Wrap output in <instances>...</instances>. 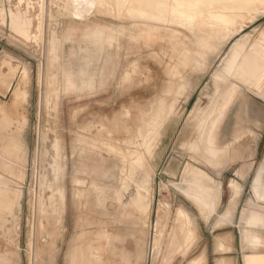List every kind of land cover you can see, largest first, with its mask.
I'll list each match as a JSON object with an SVG mask.
<instances>
[{
    "label": "rangeland",
    "instance_id": "374dc122",
    "mask_svg": "<svg viewBox=\"0 0 264 264\" xmlns=\"http://www.w3.org/2000/svg\"><path fill=\"white\" fill-rule=\"evenodd\" d=\"M52 2H55V5H52ZM56 2L64 4L63 0H0V113L6 108L10 114V117L3 122L5 125L2 131L4 137H10L12 140L15 136L13 140L24 144L27 154L26 169L16 165L18 171L10 173L0 167V264H43L44 262L51 264L53 260L55 264H70L66 257L70 246L79 238L75 237L76 232H80L81 229L77 230V226L83 227V223L86 224L88 221L90 223L87 226L84 224V228L87 227L90 233L84 235L82 239H92L94 243L97 241L95 244L102 246L106 253L105 257L111 260L107 264H137L139 259L141 260L138 264H189L200 256L203 257L205 264H245L246 255L264 254V245L255 247L245 238L246 232L251 231L260 236L264 244V225L250 227L243 221L244 211L245 213L253 211L264 217V202L252 191L256 174L251 173V160L257 154L259 157L264 154V101L250 95L247 98L246 108L241 107L239 101L226 113L221 127V144L231 138L240 121L253 131V134L241 139L238 145L239 158L235 162L222 167L221 170H214L200 162L196 158L198 156L186 147L187 143L199 138L196 117L207 110L215 91L214 75L225 65L231 44L224 48L219 56L211 57L210 61H214L209 70L207 67L192 68V61L185 59L187 50L183 45L181 46L182 38L187 41L190 39L183 30L179 29L176 32L174 29L166 28V23L154 30L139 27L136 34L117 31L114 35L118 38L114 37L113 43L107 41L108 33L111 32L106 29L103 34L105 43H100L101 48L100 44L95 46L94 30L106 26L124 27L127 22L117 19L113 14L107 12L106 14L104 10H95L84 20H74L68 13L59 12ZM204 3L200 1V5ZM27 11L31 14L27 15ZM263 30L264 14L250 23L235 39L246 34H251L255 39ZM52 34L60 39L56 41V45H58L57 50L59 49L58 60L61 58L62 61L61 59L56 61L55 85L49 88L46 69ZM90 39L94 40L93 43ZM161 48L164 50H160ZM140 59L148 60L153 68L152 73L146 77L145 74L139 73L142 70L140 65L133 64ZM174 67L179 68L187 86L175 88V81L173 84L169 77L174 75L171 72ZM70 77L71 84L66 82ZM87 83L88 85L85 86ZM238 85L240 89L246 88L241 83ZM15 90L17 96L13 92ZM162 97L169 99V102L175 100L176 102L172 114L162 122L161 137L164 136V139L161 149H154L155 154L158 155L150 166L151 216L147 221H141L144 225L134 219L121 220L115 213L116 210L111 207L116 206V191L124 195L127 204L131 197L135 198V184L130 183L129 190L122 189L123 164L118 158L120 156L109 154L107 144L114 143L121 154L139 150L140 148L134 144L138 141L136 126L141 123L135 124L136 116L140 117L142 122L148 120L151 126L160 123L154 111L159 108ZM145 104L149 106L138 109L139 105ZM93 107L98 109L94 111ZM3 108L4 110H1ZM150 111L154 116L150 115ZM145 114L148 117H144ZM1 116L0 114V122ZM127 121L129 124H126ZM12 131L14 135L11 134ZM111 133L116 134L115 139L111 137ZM0 159L4 162L6 160L5 163L11 162L8 157L0 156ZM191 167L203 171L209 178L210 186L219 189L221 200L216 213L202 216L198 207L182 193L183 188H187L185 181ZM238 172L245 173V179H242ZM232 179L236 180L234 183L236 186L243 187L239 198L235 197L234 192L232 198L229 185ZM77 180H81L82 183H78ZM50 182L52 187L49 186ZM93 182L107 186L105 194L100 199L94 192ZM61 190H65L64 193ZM11 194L15 196L12 195V198ZM19 194L22 195L20 199ZM230 200L237 203L234 204V213L231 221L222 222L221 216L225 213ZM180 209H185L189 214L188 218L193 222L195 239L192 242H186L185 231L179 229L181 221H184L183 217L181 221L179 220ZM106 210H109V214L100 213ZM80 211L84 213L83 220L87 219V222L79 219ZM161 214L166 215L160 217ZM95 217L98 218L99 224L93 222ZM130 227H134L132 229L134 231H131ZM98 229H107L108 234L103 233L101 237ZM128 231H131V234ZM31 233L33 238L30 236ZM34 242L40 244L35 245ZM123 247L127 248L124 254L121 250ZM49 254L54 257H50ZM125 254H128L127 257L124 256ZM124 259L127 262H124Z\"/></svg>",
    "mask_w": 264,
    "mask_h": 264
},
{
    "label": "bare ground",
    "instance_id": "6f19581e",
    "mask_svg": "<svg viewBox=\"0 0 264 264\" xmlns=\"http://www.w3.org/2000/svg\"><path fill=\"white\" fill-rule=\"evenodd\" d=\"M56 1H58V0H56ZM200 1H204L205 3L203 5H200ZM62 3H64V4L61 5L60 2H56L57 8L60 9L59 12L64 11V13H68V15H70L74 20H84V19H86L87 16L91 15L95 10L96 11H103L104 10L105 13L107 12V13L113 14L117 17V19L118 18L123 19L127 22V25H125L124 27L120 26V27L113 28L111 26L112 28H110L109 26H106L102 29L94 30L93 38L95 39V43H96L95 46L100 44V43L101 44L105 43L104 42L105 38H103V36H104L103 34H104L106 29L108 30V32H111V33H108L109 36H108L107 41H109L110 43H113V40L115 37L114 34L117 31L124 32L125 34L128 32L136 34V33H138L139 27L140 28L145 27V28H148L150 30H154L156 28H161L162 27L161 25H164L166 23L167 24L166 28L174 29L176 32H178L179 29L183 30L184 33H186L187 37L190 39L189 41H187L184 38H182L181 46L183 45V47H185V49L187 50V54H186L187 57H185V59L188 58L189 61H192V63H191L192 68H194V67L203 68L204 67L203 69H205V67H207L209 70L210 68H212V64L214 61V60L210 61L211 57H213V55H215V57L219 56L224 51V48H226L229 44H231L229 51L227 53L226 59H225V65L222 68H220L219 71L214 75L215 91H214V94L210 100V103L207 106V110L196 117V120L198 121L197 130L199 132V138L197 140H195L194 142L191 141V142L187 143L186 147L192 153H194L196 156H198L196 158L200 162L204 163L209 168H213L214 170H221L222 167L227 166L232 162H235L239 158L238 151H239L240 146L238 147V145H239L241 139H243L247 135L253 134L252 129L245 124H241L240 123L241 121H240L237 124V127L235 128V130L233 131L231 138L228 141H225V142L223 141V144H221V142H220L221 127H222V123L225 119L226 113L237 102L241 101V107L246 108L248 105L247 98L250 95H253V96L257 97L258 99L264 101V30L261 33L259 32V35L257 37H255V39L252 37L251 34H246L239 39H235V38L242 31H244L245 28H247L250 23H253L254 21H256L259 18L260 15L264 14V0H99V1H97V0H63ZM52 5H55V2L54 3L52 2ZM26 14L27 15L31 14V12L27 11ZM60 14H59V16H60ZM20 17H24V16L20 15ZM67 18H70V17H67ZM59 19L57 18V20H59ZM55 20H56V18H55ZM52 31H55V30L52 29ZM50 34H51V32H50ZM52 35H53V37H51V40L49 39L50 40V48H49V54H48V58H47L48 61H47V69H46L47 86L49 88L51 86L53 87V85H55V79L57 77V74H55L56 73L55 68H56V64H57L56 61L58 60V50H59V49L57 50L58 45H56V41L58 40L57 39L58 37L57 38L55 37L58 34H56V35L52 34ZM118 35H120V34H118ZM88 36L90 37L91 35L89 34ZM63 37H64V35H63ZM65 38H66V36H65ZM117 38H118V36H117ZM61 39H64V38H61ZM58 41H60V39ZM93 41H92V43H93ZM92 43H91V45H92ZM59 44H62V43H59ZM101 44H100V47L102 48ZM60 46H62V45H60ZM100 47H99V49H101ZM160 50L163 51L164 49L161 48ZM61 51H63V50H61ZM103 53H104V51H103ZM136 59H138V57H136ZM61 61H62V59H61ZM148 62H149L148 60L140 59L139 61H135V63H133V64H139L140 65V69H142V70L139 73L141 75L145 74V77H146V75L152 73V70H153V68L151 67V65ZM187 63H188V61H187ZM171 72L174 75L169 76V77H170L172 83L175 81V88H178L180 86H187V82H185L184 76L179 72V68L174 67ZM60 74L62 76V73H60ZM71 75H73V74H70V76ZM12 76H10V78H12ZM10 78H9V80H10ZM143 81H145V79ZM10 82H11V80H10ZM66 82L71 84V82H72L71 77ZM238 83L243 84L247 89L246 88L240 89L241 87L238 85ZM7 85H9V84H7ZM86 85H88V83L85 84V86ZM91 85H92V82H91ZM66 87H67V85H66ZM60 90H61V88H60ZM68 90H70V89H68ZM135 90H136V88H135ZM16 91L17 90H15L13 92L17 96ZM146 92H147V90H146ZM54 94H56V93H54ZM58 94H60V93H58ZM147 94H148V92H147ZM18 96H19V94H18ZM53 97H51V98H53ZM53 100H55V99H53ZM59 101H61V100H59ZM175 102H176V100H175ZM175 102H169V99H167L166 97L160 98V106L158 109H156L154 111V114L157 116V118L159 119V122H160L156 125L151 126L150 122L148 120L143 119V118L142 119L145 121L142 122L140 117L137 118V116H136L135 124H137L138 122H141V123L137 124V126H136L138 141L134 142V144L136 145L137 148L139 147L141 150L139 149V150H136L133 152H129L128 154H124V153L121 154L120 149L113 145L114 143L113 144H111V143L107 144V146H108L107 151L109 152V154L114 155V156L115 155L120 156V157H118V156L117 157L120 159L121 163L123 164V169H122L123 176L121 177L122 185H123L122 189L129 190L130 183L135 184V189H134L135 190V198L131 197V200L127 204H125L124 195H122V193L120 191H118V190L116 191L117 192L115 195V196H117L116 197V206H111V207L116 210L115 213H117L120 216L121 220L129 218L130 220L134 219L135 221L137 220L140 222L142 220H144V222H145L151 216L152 199H151V193H150L151 190L149 191V187H150L149 185H150V182L152 179L151 178L152 175H151L150 166H151L152 160H154L156 155H158V154H155L154 149H157V150L161 149V144H162L163 139H164L163 138L164 136L161 137L162 131H161L160 127L163 125L162 122L164 120H166L172 114V112L174 110L173 107L175 106ZM4 104H5V102H4ZM14 105H15V103H14ZM16 105H17V103H16ZM121 106H122V104H121ZM146 106H149V105H147V104H145L144 106L139 105L138 109H141V108L146 107ZM94 107H96V106H94ZM94 107L92 109L94 111H96L98 108L94 109ZM138 109H137V111H138ZM1 110H4V108ZM100 110H101V108H100ZM0 114L2 115L1 116L2 117L1 122H0V156L8 157V159H10V161H11L10 163L9 162L5 163L6 160L4 162L3 159H2L3 161L0 159V167L3 171H5V172L7 171L10 173H14L15 171H18L16 169L17 166L18 167H24L26 169V165H27L26 164L27 163L26 146L24 144L20 143V141L18 142L16 140H13V139H15L14 138L15 136L12 137V140L10 139V137H4L5 135H3L2 127L5 124H3V122L7 120V117H10V114L6 110V108ZM154 114L152 111H150L151 116H154ZM76 115H78V114H76ZM144 117H148L147 114H145ZM119 118L121 119V117H119ZM123 122H125V121H123ZM117 123H118V121H117ZM104 124H106V123H104ZM126 124H129V122L127 121ZM117 127H115V128H117ZM99 128H101V127H99ZM122 128H124V127H122ZM4 129L6 130V128H4ZM119 129H121V127ZM126 129L128 130V128H126ZM114 130H116V129H114ZM102 132H103V130H102ZM119 132H120V130H119ZM119 132H117V133H119ZM121 132H122V130H121ZM13 133L14 132L12 131L11 134L14 135ZM6 134H7V131H6ZM100 134H103V133H100ZM111 135H112L111 137L114 138V136L116 134L113 135L111 133ZM9 136H10V134H9ZM18 137L19 136H17V138ZM94 139H96V138H94ZM59 141H62V140H59ZM59 141H58V143H59ZM63 142H64V140H63ZM63 142H61V144ZM63 145L65 147V144H63ZM126 148H127V146H126ZM80 149H82V147ZM183 149H185V148H183ZM82 153H79V154H82ZM59 154H60V152H59ZM70 158H72V157H70ZM120 166H121V164H120ZM127 166H129V168H127ZM58 172H59V170H58ZM55 173H57V172H55ZM244 174L245 173H243V172H238V175L241 176L242 179H245ZM42 175H41V178L43 179ZM262 175H263V165H262V167L259 168L257 174L255 175L253 185H252V191H253L254 195L259 200H262L264 202V184H263ZM57 176H55L56 181H57ZM35 177H36V175H35ZM82 178H84V177H82ZM58 179H59V177H58ZM77 181L80 184L82 183L81 180H77ZM235 182H236V180L232 179L229 183L230 189L232 192V198H233V192L235 193V197L239 198L241 196V192H242L243 187L242 186L241 187L236 186L234 184ZM54 183L55 182L53 181V184ZM59 183H61V182H59ZM4 184H5V182H4ZM50 184L51 185H49V186L52 187L53 186L52 182H50ZM132 186H134V185H132ZM185 186L187 188L184 187L182 193H184V195L186 196V199L192 201L198 207V209L200 211L199 213H201L202 216L203 215L206 216V214H209V215L214 214L217 212V210H218L217 207H218L220 200H221V196H220L219 191H218L219 189L217 190V188H213L210 186L209 178L206 177V175L203 173V171H201L198 168L191 167L188 170V178L185 181ZM61 187H58V189ZM64 187H63V189H64ZM92 187L94 189V192L96 194H98V195H96L98 199H100V197L103 194H105V192L107 190V186H105V185L100 186L96 182L95 183L93 182ZM255 188H257L256 194L254 192ZM151 189H153V188L151 187ZM43 190H44V187H43ZM43 190H42V192H43ZM46 190H47V188H46ZM64 191L61 190L62 193H64ZM42 192H41V194H42ZM7 194L8 193H6V195ZM21 194H19V199L22 196ZM34 194L35 193H33V196H34ZM12 195H14V194H11V197H12ZM42 197H43V195H42ZM87 197L89 198V196H87ZM232 198H231V200H232ZM8 199H10V198H8ZM40 200H41V198H40ZM231 200L226 207L225 213L221 216L222 222L223 221H225V222L231 221L232 215H233L234 210H235L234 204H237V203H233V201H231ZM14 202H16V201H14ZM19 202L20 201H18V203ZM59 202H61V201H59ZM6 205H8V204H6ZM17 205L18 204H15V206H17ZM86 208H87V206H86ZM19 211H20V209H19ZM1 212L3 213V211H1ZM161 212H159V214ZM164 212L166 213V211H164ZM100 213L101 214H109V210H106L105 212H100ZM166 214H164V215H166ZM164 215L161 214L160 217H162ZM209 215H207V216H209ZM78 216H79V219L81 221L83 219H85L83 212L79 213ZM178 216L180 217V219L178 218L180 221H181L182 217L184 220V221H181L182 222L180 224L181 228H179V229H183V231H185L184 233L186 234V236L183 233H182V235L185 236L186 242H192L195 239V233H194L193 222L190 218H188L189 217L188 212L185 209H180ZM2 218H3V216H2ZM184 218H186V219H184ZM243 218H244L243 221H245L246 224L250 225L251 227L252 226L258 227V226L264 225L263 215L255 213L253 211H247L246 213L244 211ZM129 219H126V220H129ZM86 220H83V221L87 222ZM93 220H94L93 221L94 223L99 224L98 218L95 217ZM7 222H8V220H7ZM108 222L109 221H107V223ZM88 223H90V222L88 221L86 224L83 223V227L77 226V230L79 228H81V229H80V232L79 231L76 232L75 235H77V236H75V237H79V238H77L75 243L73 242L74 244L72 243L73 245L70 246L69 252H68L69 254L66 257L67 258L66 260L70 261V264H107V262H110L111 260H109L110 258L107 259V257H105L106 253H104L103 247L96 245L95 243L97 241L94 243V241L92 239H88V240H85V238H84V240L82 239L84 235H87L90 233V231H88V228L86 227L88 225ZM126 223H128V222H126ZM131 223L133 224V222H131ZM84 224L86 225L85 226L86 228H84ZM91 224H92V222H91ZM112 224H113V222H112ZM123 224H124V222H123ZM92 225H93L92 227H94V224H92ZM109 225L111 226V224H109ZM128 225H129V223H128ZM145 225H146V223H145ZM90 226H88V227H90ZM97 227H98V225H96V228ZM110 228H112V227H110ZM127 228H129V227H127ZM130 228H131V231H134V230H132L134 227H130ZM138 228H140V227H138ZM138 228H136V229H138ZM64 229H63V231H64ZM74 229H76V228H74ZM97 231L101 232L100 233L101 237H102L103 233L108 234L107 229L106 230H104V229L99 230L98 229ZM131 231L130 232L128 231V232L131 234ZM180 231H179V233H180ZM91 233H94V232H91ZM32 234L33 233H31V235H30L31 237H32ZM95 234H96V232H95ZM173 235H174V233H173ZM180 235H181V233L179 234V236ZM246 235L247 236H245V238L248 239L249 241H251V244L253 246L258 247V246L264 245L261 237L258 236L257 234H253L251 231H247ZM91 236H92V234H91ZM126 236L127 235H125V237ZM129 236H131V235H129ZM131 237H133V236H131ZM177 237H178V235H177ZM137 239H138V237L136 238V241H137ZM158 239H157V241H158ZM43 240H45V239H43ZM120 242H121V240H120ZM138 242L136 244H138ZM32 243H33V241H32ZM38 244H40V243H37V244L35 243V245H38ZM56 244H57V242H56ZM170 244H171V242H170ZM43 246H44V244H43ZM49 246H50V242H49V245L47 247L49 248ZM136 246H138V245H136ZM141 247H142V245H141ZM135 248H137V247H135ZM48 250L50 251L51 249H48ZM121 250H122V253L124 254V252L127 251V248L123 247V249H121ZM37 251H38V247H37ZM137 251H139V250H137ZM52 253H54V252H52ZM154 253H156V252H154ZM38 254H39V252L37 253V255ZM128 254H125L124 256H126ZM130 254H132V253H130ZM52 256L53 255H50V257H52ZM50 257H49V260H50ZM137 258H139V257H137ZM140 258L143 259V257H141V256H140ZM121 260H122V258H121ZM126 260H128V259H126ZM126 260L124 262H127ZM139 260H141V259H139ZM129 261H130V258H129ZM132 261H133V259H132ZM138 261H137V264H138ZM53 262L55 264L54 260H53ZM53 262H51V264H53ZM42 263H43V261H42ZM67 264H69V263H67ZM134 264H136V263H134ZM189 264H205V263H204L203 257L200 256V257L192 260Z\"/></svg>",
    "mask_w": 264,
    "mask_h": 264
},
{
    "label": "crops",
    "instance_id": "0c3cea01",
    "mask_svg": "<svg viewBox=\"0 0 264 264\" xmlns=\"http://www.w3.org/2000/svg\"><path fill=\"white\" fill-rule=\"evenodd\" d=\"M251 161H252L251 173L255 172V174H257L259 168L262 167V165H263V175H262V177H264V154H263L262 157H259V154H257ZM259 161L262 162V163H258ZM256 190H257V188L254 189L255 194L257 192ZM248 226H250V225H248ZM245 264H264V254H262V253H253V254H250V255H246Z\"/></svg>",
    "mask_w": 264,
    "mask_h": 264
}]
</instances>
